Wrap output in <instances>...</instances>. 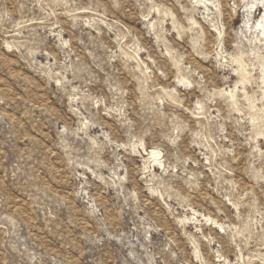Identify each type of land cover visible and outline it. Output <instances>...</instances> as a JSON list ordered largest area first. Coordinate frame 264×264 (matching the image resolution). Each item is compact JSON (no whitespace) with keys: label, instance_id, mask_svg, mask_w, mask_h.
<instances>
[{"label":"rangeland","instance_id":"1","mask_svg":"<svg viewBox=\"0 0 264 264\" xmlns=\"http://www.w3.org/2000/svg\"><path fill=\"white\" fill-rule=\"evenodd\" d=\"M262 15L0 0V264H264Z\"/></svg>","mask_w":264,"mask_h":264},{"label":"bare ground","instance_id":"2","mask_svg":"<svg viewBox=\"0 0 264 264\" xmlns=\"http://www.w3.org/2000/svg\"><path fill=\"white\" fill-rule=\"evenodd\" d=\"M256 1V0H255ZM255 2H253L254 4ZM258 3L261 4L262 6H264V0H258ZM253 6V5H252ZM254 24V23H253ZM248 25V24H247ZM259 31L261 32V34L264 35V15L261 16V18L256 22V24H254ZM254 26V27H255ZM248 27V26H247ZM250 27V25H249ZM251 28V27H250ZM141 153V152H140ZM143 155H146L147 159H151V162H153V165H162V162L159 159V154L160 152L158 150H156L155 148H143V152L141 153ZM150 161V160H149ZM148 168V167H147ZM155 168V167H154ZM209 219V218H208ZM221 227V225H219Z\"/></svg>","mask_w":264,"mask_h":264}]
</instances>
